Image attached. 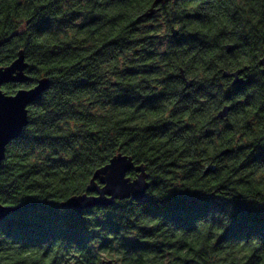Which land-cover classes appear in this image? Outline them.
<instances>
[{
    "label": "trees",
    "instance_id": "obj_1",
    "mask_svg": "<svg viewBox=\"0 0 264 264\" xmlns=\"http://www.w3.org/2000/svg\"><path fill=\"white\" fill-rule=\"evenodd\" d=\"M152 3L0 0V67L22 50L30 77L3 92L50 80L0 165V204L18 207L0 264H264V0H168L143 17ZM243 67L234 92L222 73ZM117 154L143 165L144 200L60 207Z\"/></svg>",
    "mask_w": 264,
    "mask_h": 264
},
{
    "label": "water",
    "instance_id": "obj_2",
    "mask_svg": "<svg viewBox=\"0 0 264 264\" xmlns=\"http://www.w3.org/2000/svg\"><path fill=\"white\" fill-rule=\"evenodd\" d=\"M168 0H153L152 6L143 13V17L150 18L159 10V5H164ZM179 31L171 28V36L176 38ZM233 50L232 45H226L227 53ZM264 72V56L259 60ZM28 63L24 52L20 50L16 58L7 66L0 67V165L5 159L7 146L18 139L22 131L28 125V107L34 104L39 97L49 88L50 80L46 77L38 79L33 86L19 88L13 94L7 95L2 87L7 84L23 85L29 82L30 77L26 73ZM248 67L237 69L233 72L224 71L222 76L232 77L233 85H242L244 79L240 75ZM181 79L185 88H191L193 80H187L181 71ZM230 107L224 106L217 112V118L223 119L228 116ZM229 149L221 151L220 155L229 153ZM136 173L134 178L129 172ZM210 169H206L208 173ZM148 177L143 165H134L132 158L123 154L113 156L109 162L98 168L92 175L86 192L73 195L60 203V207L69 210L84 211L96 207H108L116 201L132 200L141 202L144 200L146 191L149 189ZM18 207H9L0 204V222L12 215ZM105 264H114L111 260Z\"/></svg>",
    "mask_w": 264,
    "mask_h": 264
},
{
    "label": "flooded vegetation",
    "instance_id": "obj_3",
    "mask_svg": "<svg viewBox=\"0 0 264 264\" xmlns=\"http://www.w3.org/2000/svg\"><path fill=\"white\" fill-rule=\"evenodd\" d=\"M259 60H260V58H259ZM259 60H258V65H259V71H261V73H263L264 74V72L262 71V66L259 64ZM250 69L248 68L247 70H245L241 75H240V77H242L243 79H244V83L247 81V80H249L250 78H251V73L250 72H248ZM231 72H233L234 70H230ZM181 77V76H180ZM223 77V76H222ZM223 78H225V77H223ZM225 79H227V82L232 86V88H233V91L234 92H236L237 90H238V88L240 87V86H242V85H233L232 84V80H233V78L232 77H229V78H225ZM188 89V88H187ZM223 106H229L230 107V110H229V113H228V116L227 117H225V118H223V119H219L218 121H221V122H227L228 121V119H229V115L232 113V105L230 104V103H228V104H224ZM223 106H221V108L223 107ZM220 108V109H221ZM219 109V110H220ZM218 110V111H219ZM217 111V112H218ZM217 112H216V115H217ZM216 118H217V116H216ZM104 264V263H103Z\"/></svg>",
    "mask_w": 264,
    "mask_h": 264
},
{
    "label": "rangeland",
    "instance_id": "obj_4",
    "mask_svg": "<svg viewBox=\"0 0 264 264\" xmlns=\"http://www.w3.org/2000/svg\"><path fill=\"white\" fill-rule=\"evenodd\" d=\"M158 20H159V18H158ZM156 22L159 23V28H158V30H159V31H162V30H163V25H162L161 21H156Z\"/></svg>",
    "mask_w": 264,
    "mask_h": 264
}]
</instances>
